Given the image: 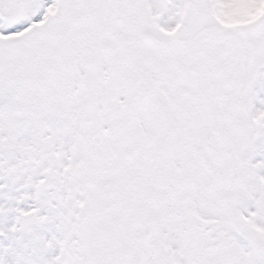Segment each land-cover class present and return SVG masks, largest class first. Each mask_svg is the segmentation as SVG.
I'll return each instance as SVG.
<instances>
[{
    "label": "snow or ice",
    "instance_id": "obj_1",
    "mask_svg": "<svg viewBox=\"0 0 264 264\" xmlns=\"http://www.w3.org/2000/svg\"><path fill=\"white\" fill-rule=\"evenodd\" d=\"M0 264H264V0H0Z\"/></svg>",
    "mask_w": 264,
    "mask_h": 264
}]
</instances>
